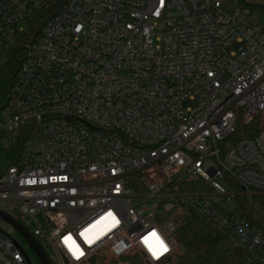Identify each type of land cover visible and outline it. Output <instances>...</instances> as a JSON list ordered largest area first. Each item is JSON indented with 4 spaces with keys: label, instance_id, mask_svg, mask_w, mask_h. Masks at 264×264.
<instances>
[{
    "label": "built area",
    "instance_id": "1",
    "mask_svg": "<svg viewBox=\"0 0 264 264\" xmlns=\"http://www.w3.org/2000/svg\"><path fill=\"white\" fill-rule=\"evenodd\" d=\"M225 1L0 0L24 51L0 135L25 131L0 210L51 264H169L191 218L264 264V20ZM26 254L0 228V264Z\"/></svg>",
    "mask_w": 264,
    "mask_h": 264
},
{
    "label": "trees",
    "instance_id": "2",
    "mask_svg": "<svg viewBox=\"0 0 264 264\" xmlns=\"http://www.w3.org/2000/svg\"><path fill=\"white\" fill-rule=\"evenodd\" d=\"M61 1L64 0H58ZM236 1L239 8L246 11L247 16L258 20L248 22L249 24L264 20V0ZM23 57L24 51L18 44L6 43L0 48V111ZM261 124L262 116H258L249 125V131L246 130V125H240L239 130L245 131L240 135L255 134ZM24 132L22 129L9 140L0 135V170L21 154ZM253 203L264 211V195L255 196ZM176 234L180 253L176 254L174 264H236L241 259V253L230 245L226 236L210 221L191 218L177 228ZM26 252L32 264H41L31 249L27 247Z\"/></svg>",
    "mask_w": 264,
    "mask_h": 264
},
{
    "label": "water",
    "instance_id": "3",
    "mask_svg": "<svg viewBox=\"0 0 264 264\" xmlns=\"http://www.w3.org/2000/svg\"><path fill=\"white\" fill-rule=\"evenodd\" d=\"M0 218L9 224L25 241L27 247L35 254L41 264H51L45 250L39 244V242L21 225V223L0 210ZM218 239V238H215ZM26 260L30 262L28 255L26 254ZM94 259L91 260V263ZM31 263V262H30Z\"/></svg>",
    "mask_w": 264,
    "mask_h": 264
},
{
    "label": "rangeland",
    "instance_id": "4",
    "mask_svg": "<svg viewBox=\"0 0 264 264\" xmlns=\"http://www.w3.org/2000/svg\"><path fill=\"white\" fill-rule=\"evenodd\" d=\"M225 3H226V8L228 10L232 11V12L234 11L235 14L237 15V17H239L240 19H242V20H244L246 22L258 21V20L255 19V17L247 16L246 15V11L239 8L236 0H226ZM243 132H245V131H243ZM250 132H252V131H250ZM0 228L5 233L15 237L16 240L18 242H20L21 245L25 249H27V245H26L25 241L22 239V237L19 236L18 233L9 224L4 222L1 218H0ZM178 252L180 253V247H179V251ZM178 252H177V254H179ZM174 258H175V256L173 257V260L169 264H174Z\"/></svg>",
    "mask_w": 264,
    "mask_h": 264
},
{
    "label": "snow or ice",
    "instance_id": "5",
    "mask_svg": "<svg viewBox=\"0 0 264 264\" xmlns=\"http://www.w3.org/2000/svg\"><path fill=\"white\" fill-rule=\"evenodd\" d=\"M151 235L155 236L156 234L153 232ZM150 250L152 251L153 256L159 257L163 253L167 252L168 248L164 245L163 241H160L159 250L151 249V248H150Z\"/></svg>",
    "mask_w": 264,
    "mask_h": 264
}]
</instances>
